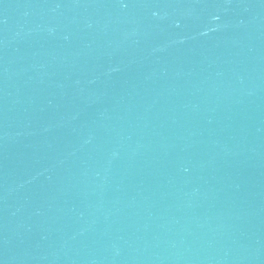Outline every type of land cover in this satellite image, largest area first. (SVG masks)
I'll list each match as a JSON object with an SVG mask.
<instances>
[{
    "label": "water",
    "instance_id": "obj_1",
    "mask_svg": "<svg viewBox=\"0 0 264 264\" xmlns=\"http://www.w3.org/2000/svg\"><path fill=\"white\" fill-rule=\"evenodd\" d=\"M0 264H264V0H0Z\"/></svg>",
    "mask_w": 264,
    "mask_h": 264
}]
</instances>
